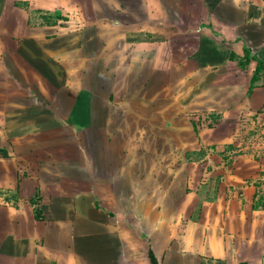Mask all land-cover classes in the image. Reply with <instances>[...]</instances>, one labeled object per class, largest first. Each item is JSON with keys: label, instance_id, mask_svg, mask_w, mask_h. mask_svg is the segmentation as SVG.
I'll list each match as a JSON object with an SVG mask.
<instances>
[{"label": "crops", "instance_id": "1", "mask_svg": "<svg viewBox=\"0 0 264 264\" xmlns=\"http://www.w3.org/2000/svg\"><path fill=\"white\" fill-rule=\"evenodd\" d=\"M258 61L264 0H0V264H264Z\"/></svg>", "mask_w": 264, "mask_h": 264}, {"label": "trees", "instance_id": "2", "mask_svg": "<svg viewBox=\"0 0 264 264\" xmlns=\"http://www.w3.org/2000/svg\"><path fill=\"white\" fill-rule=\"evenodd\" d=\"M56 19L59 18V16H55ZM48 21V20H46ZM261 70H264V64L261 62V61H258L257 62V65H256V69H255V73L257 74L259 71ZM35 216L37 218L40 217V209H39V205H36V208H35Z\"/></svg>", "mask_w": 264, "mask_h": 264}, {"label": "rangeland", "instance_id": "3", "mask_svg": "<svg viewBox=\"0 0 264 264\" xmlns=\"http://www.w3.org/2000/svg\"><path fill=\"white\" fill-rule=\"evenodd\" d=\"M250 127H248L247 128V130L249 129ZM252 129H250V131H251ZM249 133V132H248ZM248 133H245V135L244 136H249L250 137V134H248ZM258 137H259V135H258ZM245 141H249V140H245ZM224 150H226V148H224ZM230 151V150H229ZM223 153H225V152H223Z\"/></svg>", "mask_w": 264, "mask_h": 264}]
</instances>
